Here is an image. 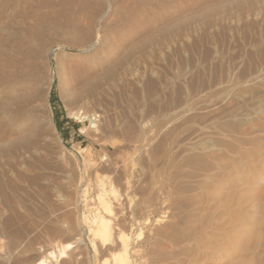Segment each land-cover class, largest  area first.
Here are the masks:
<instances>
[{
  "label": "rangeland",
  "instance_id": "374dc122",
  "mask_svg": "<svg viewBox=\"0 0 264 264\" xmlns=\"http://www.w3.org/2000/svg\"><path fill=\"white\" fill-rule=\"evenodd\" d=\"M75 20L99 44L107 35L120 46L76 90L77 44L32 33ZM18 33L32 46L21 49ZM0 43V264H35L36 251L58 254L78 231L98 179L120 195L129 185L140 202L160 198L167 158L200 101L264 69V0H0ZM83 242L61 259L44 252L45 263L101 264Z\"/></svg>",
  "mask_w": 264,
  "mask_h": 264
},
{
  "label": "bare ground",
  "instance_id": "6f19581e",
  "mask_svg": "<svg viewBox=\"0 0 264 264\" xmlns=\"http://www.w3.org/2000/svg\"><path fill=\"white\" fill-rule=\"evenodd\" d=\"M84 26L76 21L32 31L55 30L77 44L69 72L75 90L88 88L93 70L112 64L120 47L107 35L99 44ZM15 37L21 49L34 41ZM244 79L219 85L215 99L200 101L198 120L184 127L177 154L167 158L159 199L140 202L127 194L126 183L120 195L98 179L78 231L60 240L58 254L36 251L35 264H46L44 252L60 259L73 255L78 240L103 257L101 264H264V69ZM24 123L15 126L23 131Z\"/></svg>",
  "mask_w": 264,
  "mask_h": 264
},
{
  "label": "trees",
  "instance_id": "16d2710c",
  "mask_svg": "<svg viewBox=\"0 0 264 264\" xmlns=\"http://www.w3.org/2000/svg\"><path fill=\"white\" fill-rule=\"evenodd\" d=\"M65 119H68V118H65ZM56 125L58 128H60V124L58 123V121L56 120Z\"/></svg>",
  "mask_w": 264,
  "mask_h": 264
}]
</instances>
